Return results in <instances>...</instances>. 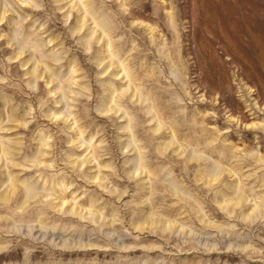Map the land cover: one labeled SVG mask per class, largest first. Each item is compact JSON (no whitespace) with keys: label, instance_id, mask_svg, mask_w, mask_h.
I'll return each instance as SVG.
<instances>
[{"label":"rangeland","instance_id":"obj_1","mask_svg":"<svg viewBox=\"0 0 264 264\" xmlns=\"http://www.w3.org/2000/svg\"><path fill=\"white\" fill-rule=\"evenodd\" d=\"M0 264H264V0H0Z\"/></svg>","mask_w":264,"mask_h":264}]
</instances>
